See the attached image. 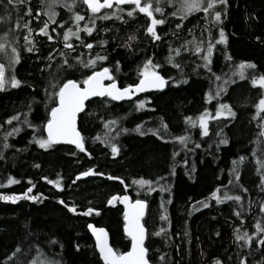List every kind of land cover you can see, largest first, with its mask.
<instances>
[{
	"label": "trees",
	"instance_id": "trees-1",
	"mask_svg": "<svg viewBox=\"0 0 264 264\" xmlns=\"http://www.w3.org/2000/svg\"><path fill=\"white\" fill-rule=\"evenodd\" d=\"M65 3L71 4L72 0H60V5L55 8L56 20L57 24L68 22L63 29L50 24L53 41L33 32L39 54L28 53L24 47L23 36L27 29L9 35V40L21 54L14 75L22 83L18 88L6 84L5 90L0 91V125H3L0 128V153L5 157L0 160V184L4 185L0 187V195L24 197L26 194L39 199L21 198L15 203L0 200V264H103L89 234V224L107 229L114 249L127 252L131 241L123 231L124 210L118 203L114 206L108 203L113 196L124 195L148 203L146 247L152 264H161L158 257L164 253H167V264H212L215 258L224 264H238V252L241 258L247 256L248 264H257L264 259L261 256L264 248L255 243L256 224L264 227V212L260 211L264 203V169L257 164V160L264 161V135H261L264 132V112L257 117L256 108L263 93L251 83L252 77L264 75V0H229L227 14L222 15L223 24H217L213 15L206 16L203 12L194 13L182 21L171 15L176 10L173 0H161L166 23L157 26L161 40L155 42L146 35L150 20L138 12L135 19L127 17L126 11L134 7L127 5L123 14L127 24L115 18L96 19L91 36L82 31L81 40L70 38L68 42L74 45V52L64 48L62 39L63 32L74 24L70 17L73 12L85 15L81 27H93L88 21L93 14L82 2H78L72 11L63 6ZM31 7L35 16L41 9V0H31ZM116 7L103 9L99 15L113 13ZM154 14L161 18L160 13ZM252 14L258 17L257 21L248 19ZM22 16L21 24L31 19L32 29L38 30L42 26L36 19L23 13ZM11 19L9 25L0 24V35L4 34L5 28L14 27L15 14ZM45 20L47 16L41 15L39 21ZM177 23H183V28L177 30ZM53 28L56 32H52ZM220 28L224 29L226 44L217 43ZM130 34L138 37V41L132 43L137 50L135 53L118 47ZM13 35L19 37L18 43L13 40ZM256 36L261 37V42L256 41ZM194 38V43H188ZM101 40H107L108 44L102 46ZM81 41L93 43L94 47L87 49ZM209 41L214 45V51L211 64L205 66ZM197 43L204 48L202 53H196ZM180 45V55L176 56L173 50ZM56 49L68 53L71 63H75L73 58L76 56L87 61L96 53L107 55L108 59L97 61L95 68L99 70L107 66L113 69L121 88L136 85L139 82L138 67L146 58H152L154 63L161 65L157 71L168 84L162 92L135 94L129 102L102 104L101 99L88 102L90 115L78 122L85 137L86 151L68 146H55L45 151L31 141L33 136H46L42 126L47 119V109L54 105L47 100L44 91L47 70L42 73L40 69L46 63L43 57ZM169 56L174 57L179 68L168 62ZM56 57L59 63L62 60L59 52ZM116 61L120 62L118 72L115 71ZM0 62L6 64L7 80L13 70L7 67L2 57ZM242 63L256 64L255 69H244L247 78L243 80L238 75ZM77 69L74 78L81 81L83 73L91 74L92 71L79 65ZM226 80L234 83L225 84ZM221 89L226 91H221L216 98L215 93ZM209 94L214 97L212 100L230 105L236 116L210 121L209 134L204 136L199 124L193 127L187 118L198 121L209 110ZM141 101L145 102L144 109L137 107ZM13 115H19L20 120L6 124L5 121ZM26 115L31 123L40 126L39 132L21 123ZM113 120L117 123L109 124ZM162 122L167 124V129L161 127ZM137 125L143 126L142 131L159 130L163 139L151 132L141 136L135 131ZM14 127L21 128V131L4 140V134ZM96 137L107 139L109 146ZM179 137L189 138L186 147L180 143ZM225 138L229 141L227 145L219 143ZM4 143L10 147L3 148ZM111 144L119 147L118 155L112 154ZM197 144L200 147H196ZM240 157L245 159L238 165V183L247 192L236 187V182L230 183L234 181L233 161H239ZM36 164L40 167L36 168ZM193 167L195 171H192ZM88 169L104 175L76 179ZM108 176L118 179L109 180ZM10 177L20 182L8 185ZM141 179L152 181L155 191L149 192L147 185L141 187L133 183ZM49 181L59 182L63 190ZM161 187L170 191H161ZM29 188L31 192H28ZM214 193L221 197L225 193L241 195L243 199L218 204ZM60 200L76 206L78 213L91 207L100 214L97 215L96 211L90 216L73 214L59 203ZM204 203L210 206L205 208ZM236 211L241 217L234 215ZM165 214L167 221L160 219ZM161 227L167 230L166 233L155 236L153 233ZM236 229L240 234L247 232L254 237L251 249L243 241L235 240ZM186 231L188 235H185ZM77 245L80 251H76ZM17 247L22 251L9 260ZM249 251L251 255H247Z\"/></svg>",
	"mask_w": 264,
	"mask_h": 264
},
{
	"label": "snow or ice",
	"instance_id": "snow-or-ice-1",
	"mask_svg": "<svg viewBox=\"0 0 264 264\" xmlns=\"http://www.w3.org/2000/svg\"><path fill=\"white\" fill-rule=\"evenodd\" d=\"M78 2H82V4L87 5V8L93 14L91 17H88V21L93 27H89L85 25L81 27V22L85 20V15H81L78 12H73L72 17L70 19L74 20V24L72 27L67 28L66 31L63 32L62 39L64 41V48L74 52L76 49L72 43H69L71 37H75L76 40H81L80 33L86 32L89 36L95 31V21L96 19L100 20H110L115 18L116 20L121 21L123 24H127L128 21L124 19L123 14L125 13L124 7L119 6H134L130 10L126 11V15L129 18L135 19V14L138 12L143 14L150 20V24L146 26V35H149L153 42L161 40V35L157 32V26L164 25L166 23V19L164 18V10L160 6L161 0H72L71 4L65 3L63 6L68 8L69 11H72ZM60 5V0H41V9L38 10L33 16L31 0H0V6H2V11L4 15L0 16V24L9 25L12 23V16L15 14L16 19L14 23V27H7L4 30V34L0 35V57L6 61L7 67L13 70V74L6 80L5 72H6V64L4 62H0V91H4L6 88V84L11 88H18L21 85V81L17 79L14 75L15 65L20 63L21 54L17 47L14 46L13 41L9 40V35L14 34L17 30L27 29V34L23 36L24 41L26 42L24 47L28 53H36L39 54L40 49L37 46V42L33 38V32H36V35L47 37V41H53L54 37L49 32L50 24L57 25L59 28L63 29L64 25L68 21H63L57 24L56 17L58 13L55 11L56 6ZM114 6L116 7V11L110 14L99 15L103 9H112ZM173 6L176 8L175 11L171 13L172 16L178 17L180 20H186L190 15L194 13L203 12L206 16L211 14L214 16V20L217 24H223L222 15L226 16L227 8L229 6V0H173ZM219 6H223L220 8ZM23 14H26L28 17L36 19L38 22L42 23V26L39 27L38 30H34L30 27L32 20L28 19L23 24L20 23V20L23 18ZM154 13H160L161 18H157ZM41 15L47 16V20L39 21ZM248 19L257 21L258 17L254 14L250 15ZM176 29L179 30L183 28V23H177L175 25ZM75 29V30H73ZM138 30V29H137ZM104 31H109V29H105ZM191 31V30H189ZM52 32H56V29L53 28ZM58 36L60 33H56ZM219 40L217 43H227V37L225 35L224 29H219ZM257 42H261V37H255ZM13 40L15 43L19 42V37L13 35ZM134 41H138V37L135 34H130L124 40V42L118 47H123L127 49L129 52L135 53L137 50L132 47V43ZM193 41H189L188 43H194ZM84 47L87 49H92L94 47L93 43H84L81 41ZM100 44L102 46H106L108 44L107 40H101ZM213 47L214 45L209 41L207 47V56L204 57L206 60V65L211 64V60L209 59L213 55ZM176 56L180 55V49H174ZM196 53H201L204 51L203 48L196 44L195 47ZM56 52H59V56L62 57V60L57 63ZM46 61L43 68L40 71L43 73L47 70V86L44 91L46 94L47 100L51 101L54 106L47 109V119L43 124V132H46V136L43 134L39 136H33L32 143L38 145L40 149L45 151H49L55 148V146L60 144H70L75 145L76 149L80 152H85V137L81 134V130L78 127V120L83 121L89 115L88 104L87 102L92 98L98 97L101 98L102 104H107L110 101H122L125 99H132L133 95L138 93H143L149 90H159L162 91L168 81L162 76L157 70L161 67L160 64L154 63L152 58H146L142 64L138 67V75L139 82L136 85H129L127 87H119L117 83L116 76L113 73V69L103 66L99 70H96L95 66L97 61H106L108 59L107 55H101L100 53H96L94 58H90L87 61L82 59V56H76L73 59L75 63H71L68 58V53L64 51H60L56 49L53 52H49L47 56L43 57ZM231 59V57H229ZM168 62L172 64L173 67L179 68L180 65L174 62V57L169 56ZM55 65V67H53ZM77 65L83 69H92L91 74L83 73L84 79L81 81L75 77V72L78 70ZM120 62L116 61L115 63V71H119ZM240 72L238 73L241 80L246 79L244 69L250 68L255 69L256 64L254 63H242L239 66ZM210 70V69H209ZM217 80L220 79L219 76L216 77ZM105 81H110V83H105ZM183 83H188L187 80H183ZM234 83V81H225V84ZM251 83L254 87H259L264 89V75H260L257 77H252ZM221 91H226V89H221L215 93L216 97L220 96ZM209 101H211L214 97L209 94ZM137 107L139 109L145 108V102L141 101L138 103ZM31 109V105H29ZM257 108V117L259 114L264 112V97H262L258 104ZM154 110V109H153ZM83 114V116H81ZM221 116L225 118L232 117L235 118L236 112L233 111L230 105L225 103L219 104V110L216 112L215 116H211L207 111L199 117L198 122L192 120L191 117L187 118L188 122L196 127L197 123H199V127L203 130V135L207 136L209 134L208 131V120L209 119H219ZM19 115H13L8 118L5 123L11 125L13 121H19ZM23 125H27L32 128L35 132H39L40 126L34 125L27 119V115L25 119L21 121ZM117 122L115 120L110 121L109 124L115 125ZM3 125H0L2 128ZM108 127V124L105 125ZM142 125H137L135 131L138 132L141 136L147 135L151 132L152 135L157 136L159 139H163L160 136L159 130L148 129L146 131H142ZM161 127L163 129H167V124L161 123ZM114 131L115 129H110ZM21 128L14 127L11 131L6 132L4 134V140H7L9 136H12L16 133H19ZM123 131H127V129H123ZM264 135V132L261 133ZM95 139L101 140L100 137H96ZM180 143L187 146L188 137H179ZM102 143H105L106 146H109L108 140H101ZM228 140L221 139L219 143L227 145ZM111 152L112 154L118 155L120 152L119 147L116 144H111ZM10 145L7 143L3 144V148L7 149ZM196 147H200L199 144ZM75 155V153H72ZM90 155V153H89ZM255 155V153H253ZM5 157L2 153H0V160H4ZM245 157H240L239 161H233V165L235 166L232 170L234 175V181H230V183L236 182V187L241 188L244 192H247L246 188H243L242 185L238 183L240 176L238 171V165L244 161ZM187 163V162H185ZM257 164L260 168L264 169V161L257 160ZM36 168H39L40 165H34ZM192 171H195V168H192ZM174 174V171H173ZM95 175H104L103 173L96 172L94 169H88L80 173L79 176L76 177L77 180L82 177L95 176ZM191 178V176H190ZM107 179L113 180L118 179V177L108 176ZM19 180L15 178H8V185L17 184ZM122 184L123 180L120 181ZM49 183H55L57 188H60L62 191L63 188L59 184V182L49 181ZM75 183V180L73 181ZM134 184H138L141 187L147 185V190L149 192L155 191V188L152 187V181L149 180H134ZM0 187H4V185L0 184ZM161 191H170V189L161 187ZM32 189L29 188L28 192H31ZM219 189H217V193ZM216 202L223 203L225 200H231L236 202L242 201L241 195H228L224 194L223 197L213 194ZM26 198L32 201H37L39 198L37 196H27L25 194L24 197L18 196H2L0 195V200L11 201L15 203L18 199ZM119 200L121 203L125 205L127 209L124 212V227L123 231L127 234V236L131 240V250L127 252H119L114 249V247L109 243V234L103 227H96L95 225L89 224L88 228L91 230L92 234L95 236V247L98 249L99 258L103 261V264H151L149 257V248L145 246V241L148 239L149 233L145 224V215L146 209L148 207L147 202L141 199H137L134 202L130 199L129 196H113L108 203L114 204L115 201ZM59 203L68 209L69 212L77 215L90 216L94 211L99 215V211L89 207L86 212L78 213L76 206H69L65 203L64 200H60ZM171 203V200L168 201ZM199 203V202H198ZM210 205L207 203L203 204V207L207 208ZM260 211L264 212V203L260 206ZM237 217H241V213L236 211L234 213ZM161 220L167 221L168 216L162 215L160 217ZM243 222V221H242ZM166 229L161 227L159 231L153 233L155 236H162L166 233ZM235 240L237 242L243 241L244 245L248 246L250 249L253 247L254 237L249 235V233L244 232L240 234V230L236 229ZM264 227L261 226L260 223L256 224V237L255 243L264 248ZM185 235H188V232H185ZM217 236L220 235L219 232L216 233ZM55 243V242H54ZM22 249L17 247L15 252L12 253L9 260L16 256V253L21 252ZM76 251H80V246H76ZM177 251H179V247L177 246ZM247 255H251V251ZM261 256L264 257V252H261ZM167 253L161 254L158 257V260L161 264H167L166 261ZM231 259V257H229ZM238 264H248L247 256L243 258L240 257V253H237ZM212 264H224V262L215 258L212 261ZM257 264H264V259L261 261H257Z\"/></svg>",
	"mask_w": 264,
	"mask_h": 264
},
{
	"label": "water",
	"instance_id": "water-1",
	"mask_svg": "<svg viewBox=\"0 0 264 264\" xmlns=\"http://www.w3.org/2000/svg\"><path fill=\"white\" fill-rule=\"evenodd\" d=\"M127 5H125V6H119V7H126ZM114 7H116V6H114ZM113 7V8H114ZM112 8V9H113ZM89 10V9H88ZM106 10H111V9H106ZM90 11V10H89ZM105 83L107 84V83H110V81H105ZM118 86H119V84H118ZM120 87V86H119ZM166 89V87L162 90V91H164ZM162 91H159V90H149V91H146V92H143V93H138L137 95H143V94H152V93H157V92H162ZM134 97H135V95H133V97H132V99H125V100H122V101H114V102H119V103H123V102H129V101H132L133 99H134ZM96 99H101V98H98V97H95V98H92L91 100H89L88 102H91V101H93V100H96ZM88 102H87V104H88ZM82 115V114H81ZM78 122H79V120H78ZM46 133V132H45ZM57 146H68V147H75V145H70V144H60V145H57ZM127 196H129L130 197V199L134 202L135 200H133L132 198H131V196L130 195H127ZM122 197V196H121ZM119 204L122 208H123V210H124V212L127 210L126 208H125V205L123 204V203H121L119 200H117V201H115L114 202V204H109V206H114L115 204ZM147 205H148V203H147ZM146 212H148V207H147V209H146ZM124 214V213H123ZM146 216H147V213H146V215H145V219H146ZM124 223H125V221H124ZM92 225H94V224H92ZM99 228V227H98ZM105 229V228H104ZM106 231H107V229H105ZM88 231H89V234H90V236L92 237V240L94 241V244L96 243V241H95V236L92 234V232H91V230L88 228ZM108 232V231H107ZM125 233V232H124ZM108 234H109V232H108ZM125 235L127 236V234L125 233ZM127 238H129L128 236H127ZM130 239V238H129ZM148 240V239H147ZM147 240L145 241V246H146V243H147ZM131 241V240H130ZM109 243L111 244V239H110V234H109ZM96 248V247H95ZM130 250H131V247H130ZM130 250H128V251H130ZM96 252H98V249H96ZM98 254H99V252H98ZM103 262V261H102ZM152 264V263H151Z\"/></svg>",
	"mask_w": 264,
	"mask_h": 264
},
{
	"label": "rangeland",
	"instance_id": "rangeland-1",
	"mask_svg": "<svg viewBox=\"0 0 264 264\" xmlns=\"http://www.w3.org/2000/svg\"><path fill=\"white\" fill-rule=\"evenodd\" d=\"M200 44V43H199ZM201 48H203L202 46H201ZM177 49H180V51H181V45L177 48ZM204 49V48H203ZM213 51H214V48H213ZM202 53V52H201ZM205 56H207V53L205 54ZM212 57H213V55L209 58L210 60L212 59ZM206 61V60H205ZM207 63V62H206ZM258 87V86H257ZM261 89V88H260ZM262 90V93H263V97H264V89H261ZM217 98V97H216ZM211 102V105H209L208 107V113L211 115V116H215V114H216V112L219 110V104L220 103H223V102H216V100H211V101H209V103ZM226 104V103H225ZM234 111V110H233ZM263 113V112H262ZM262 113H260L259 114V116L262 114ZM223 118H225L224 116H221L219 119H223ZM228 118H232V117H228ZM199 120V119H198ZM212 120H215V119H209L208 120V123L210 122V121H212ZM198 122V121H197ZM199 124V123H198Z\"/></svg>",
	"mask_w": 264,
	"mask_h": 264
},
{
	"label": "flooded vegetation",
	"instance_id": "flooded-vegetation-1",
	"mask_svg": "<svg viewBox=\"0 0 264 264\" xmlns=\"http://www.w3.org/2000/svg\"><path fill=\"white\" fill-rule=\"evenodd\" d=\"M115 8V7H114Z\"/></svg>",
	"mask_w": 264,
	"mask_h": 264
}]
</instances>
